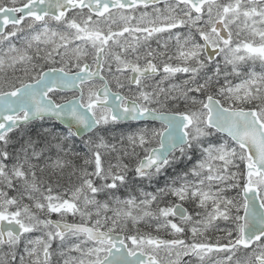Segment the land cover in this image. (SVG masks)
Masks as SVG:
<instances>
[{
    "label": "snow or ice",
    "instance_id": "obj_1",
    "mask_svg": "<svg viewBox=\"0 0 264 264\" xmlns=\"http://www.w3.org/2000/svg\"><path fill=\"white\" fill-rule=\"evenodd\" d=\"M163 33L174 54L151 47ZM249 61L264 65V0L0 2V264H50L69 236L64 264H264V72L228 79ZM37 121L52 126L33 137ZM76 139L79 184L54 195Z\"/></svg>",
    "mask_w": 264,
    "mask_h": 264
},
{
    "label": "rangeland",
    "instance_id": "obj_2",
    "mask_svg": "<svg viewBox=\"0 0 264 264\" xmlns=\"http://www.w3.org/2000/svg\"><path fill=\"white\" fill-rule=\"evenodd\" d=\"M114 28H115V27L113 26V29H114ZM234 30H235V29H234ZM168 36H169L168 33H163V34L158 35V37H168ZM170 44H171V48H170V50H172L171 53L174 54V53H175L176 43H175V42H170ZM166 59H167V57H166ZM171 63H172L173 65H175V64L177 63V61H176V60H172ZM245 65H247V66H246V69H245V71H244V73H245L246 75H247V73H248L249 71H254V72H256V73L264 72V65H261V63H260L259 61H257L255 64H253L251 61H249V62H248L247 64H245ZM182 76H183V74H179V73H178L177 76H176L177 80H173L172 82H174V83H179V82H180V79H181ZM176 78H174V79H176ZM230 78H231V77H228L229 80H230ZM245 78H246V76H245ZM158 79H159V77H158ZM223 80H224V78L221 77V82H223ZM239 82H240V81L234 82V84H235V83H239ZM165 86H167V84H165ZM66 96H68V95H66V94H59V93H58V94L56 95V99H57V101H62L61 97H66ZM41 125H43L44 127H51V126H52V125H50V124L48 123V121H37V122H35V124L32 126V131H33V132H39V131H40V126H41ZM155 126H158V125H155ZM57 128H58V127H57ZM124 128H125L124 130H128V129H129V125H125ZM132 128L134 129L135 126L133 125ZM10 135H13V137H14V139H15L16 136L19 135V133L10 134ZM84 139H87V136H86ZM76 140L80 141V142H77V143H76V151H77V152H80V150H83V149H84V148L82 147V145H84V143H83V141L80 140V139H76ZM221 142H222V141H221ZM69 157L73 158V157H78V156L72 155V156H69ZM69 157H67V159H68ZM53 158H55L54 155H53ZM79 158H80V156H79ZM108 159H109V157H108V156H105V161H106V162H107ZM112 162L115 163V158H114V156L112 157ZM9 163H11V162L9 161ZM236 163H237V164H240V161L237 160ZM69 167H71V164H69V166L67 167V169L69 170V173L71 174L70 177H72V178H74V179H73V180H70V181L67 182V184L65 185L66 187L69 186L68 189H70V188H71L72 186H74V185H78V184H79V179H78V177H79V175H80L79 171H76L75 174H73V169H69ZM77 169H78V168H77ZM89 170H91V168H90ZM236 170H237L236 168H231V171H236ZM38 175H40V173H38ZM45 175H47V173H45ZM46 187H47V184L45 185V188H46ZM59 188H62V189H59ZM5 190L8 191V195H9V196H16V195H17V193H16L15 191L11 190V189H5ZM65 190H67V188L62 187V186L57 185V184H53V194H54V195L64 193ZM126 195H127V194H124V195H121V196H122V198H124ZM24 203H31V202L28 201L27 199H25ZM184 205L189 207V214L193 216V219H198V218H199V217L196 216V213H197V212H201V213H203V211H204L203 209H199V208H197L196 205H195L194 203H191V202H184ZM33 211H35V209H33ZM41 215H43V214H41ZM108 215H111V212H109ZM52 217H54V218H56V219H59V218H60V217L57 216L56 214H52L51 218H52ZM64 219H65L66 221H69V222H75V223H79V222H80V217H79L78 215L75 216V217H73L72 215H67ZM93 219H95V217H93ZM147 220H149V218H146V221H144V222L146 223ZM153 222H156V223H157V221H155V220H151V219H150V224L153 223ZM174 222L179 223L178 220H174ZM146 226H147V225H146ZM185 227H187V226H185ZM150 228L153 229V231H155V232H150V231H147V232L151 233V234L154 235V236H160V234L163 233V231H164V233L168 234V231H169V230L161 229L159 232H157L156 229H155V226H150ZM139 229H140V231L143 230V229H141L140 227H139ZM160 232H161V233H160ZM188 235L190 236L191 234L189 233ZM25 236L28 237V238L35 239V238H37V237H41V236H42V232H40V231H36V232H33V233L25 234ZM170 237H171V236H170ZM74 242H76V238H75V237H71V236H69V237L66 238L64 248H61V246H60V241H59V240H54V241H52V245H51V249H50V252L52 253L50 264H64V259H65V257H66L67 255H69L65 250H66V248H67V246H68L69 244H72V243H74ZM24 243H25V242H24V240L22 239V242H21V244H20V246H19V251H21V252L23 251ZM61 251H65V256H61V254H60ZM70 255H72V256H76L77 253H71Z\"/></svg>",
    "mask_w": 264,
    "mask_h": 264
},
{
    "label": "flooded vegetation",
    "instance_id": "obj_3",
    "mask_svg": "<svg viewBox=\"0 0 264 264\" xmlns=\"http://www.w3.org/2000/svg\"><path fill=\"white\" fill-rule=\"evenodd\" d=\"M0 2H5V3H6L7 0H0ZM170 2H174V0H170ZM222 2H227V0H222ZM155 7H158V8L163 9V8H164V4H163V3H160V4L155 5ZM143 11H148L149 13H152V14L154 15L153 10H152V7H149L148 9H143V8H141V9H139V10L136 12V15H139L140 12H143ZM113 26L115 27L114 30H118L117 25H113ZM172 31H173V32H177V31H179V32H181V33H186L187 30H186V29H173ZM157 40H160L161 43L167 41V42H168V51H169L170 53L172 52V50H170V48H171V44H170V42H175V39H174V38H173L172 40H170V41L168 40V37H158V36H155V37H153V38L151 39V41H150L151 47L154 48V49H157V50H159V51H163L164 49L160 48V46L157 44ZM165 59H166V57H165ZM246 66H247V65H242V71H243V73H244V71H245V69H246ZM245 76H246L245 73H244V75L241 76V77L230 76V77H231L230 80L234 83V82L240 81L241 79L245 78ZM175 78H176V77H175ZM156 79H158V77H157ZM173 80H177V78H176V79L173 78ZM167 83H168V82H165V84H167ZM221 83H223V82H221ZM66 95L71 96L70 94H66ZM241 168H243V165H242V164H241ZM226 183H228V182H226ZM216 187H217V185H214V186H213V191L216 190ZM236 193H237V190H236V189H230V190H227L224 194H225L228 198H232V197H236ZM187 209H189L188 206H187ZM233 211H235V210H233ZM240 214L243 215V209L240 210ZM217 223H218L219 228H221V229L226 228V227H231V224H230L229 222L218 221ZM160 233H161V232H160ZM188 234H189V233H188ZM223 235H224V233L221 232V231H217L216 228L210 229L209 232L206 233V236H207L210 240H213V241L215 240V238H216L217 236H223ZM159 237H160V238H163V239H171V237H170L168 234L164 233V231H163V233L160 234ZM221 255H222V254H221ZM245 256H246V253H245L244 251H241V252H238V253H237V257H239V258H241V259H243ZM218 258H219V255L214 254V255L210 258L209 264H214V261H215L216 259H218Z\"/></svg>",
    "mask_w": 264,
    "mask_h": 264
},
{
    "label": "trees",
    "instance_id": "obj_4",
    "mask_svg": "<svg viewBox=\"0 0 264 264\" xmlns=\"http://www.w3.org/2000/svg\"><path fill=\"white\" fill-rule=\"evenodd\" d=\"M245 107L247 108V107H249L248 105H245ZM125 125H129V124H120V125H117L116 126V128L119 130V129H125L124 127H125ZM59 129V128H58ZM31 135L33 136V137H36V135H37V132H33L32 131V126H31ZM18 136V135H17ZM77 142H80V141H78V140H76L75 141V144L77 143ZM82 147L84 148L83 150H80V158L79 157H73V158H71V157H69L68 158V160H70L71 161V167H69V169H73V166H75L76 168H80V167H83L84 165H83V159H84V155L87 153V148L84 146V145H82ZM89 167V169L91 168V166H88ZM180 168H183V165H180L179 166ZM38 173L39 172H37V175H38ZM41 175V174H40ZM45 176H47V175H45ZM71 176V174L69 173V170L66 168V169H64V171H63V176H62V178L59 180V184H57V185H60V186H62V187H65V188H67L68 189V187H66L65 185L67 184V182H69L70 180H73L74 178H72V177H70ZM59 189H62V188H59ZM120 193H121V195H124V194H127L125 191H124V189H121L120 190ZM137 195L139 194V193H136ZM171 199V198H170ZM153 208H155V205H153ZM146 226V223L145 222H141L139 225H138V227H141L142 229H143V227H145ZM141 232H143L144 233V229L143 230H141Z\"/></svg>",
    "mask_w": 264,
    "mask_h": 264
}]
</instances>
